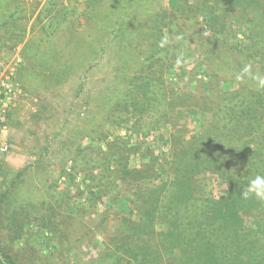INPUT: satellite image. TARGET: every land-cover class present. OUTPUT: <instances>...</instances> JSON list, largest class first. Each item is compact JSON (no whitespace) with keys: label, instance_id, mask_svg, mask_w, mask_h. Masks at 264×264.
<instances>
[{"label":"rangeland","instance_id":"rangeland-1","mask_svg":"<svg viewBox=\"0 0 264 264\" xmlns=\"http://www.w3.org/2000/svg\"><path fill=\"white\" fill-rule=\"evenodd\" d=\"M168 1L130 0L124 17L114 0H59L62 15L46 13L43 18H47L39 24L36 20L47 0H0V80L11 69L16 76L14 91L5 101L7 106L0 104V111L4 110L0 148L8 146L7 152L0 151V191L2 179L10 182L19 172H25L5 206L6 217H16V228L22 229L23 238L16 242L5 234L2 251L18 264H115L114 258L104 257L107 237L97 229V222L102 220L101 211L111 208L106 221L111 231L125 214L126 204L121 198L113 201L103 196L99 205L98 198L107 186L113 190L111 198L122 194L124 186L113 178L112 166L106 178L101 168L89 174L85 167L73 172L76 155L81 153L82 159L91 161H97L99 155L102 166L110 151L139 146L141 150L130 161L131 167H137L142 149L149 147L156 155H168L177 128L194 134L210 121L208 116L205 119L192 112H184L181 117L172 113L169 124H158L148 135L139 125L141 116L132 110L126 118L114 116L115 102L121 95L139 88L145 77H158L159 69L165 74L161 87L169 103L183 92L200 97L206 86L215 95L220 88L238 89L237 79H229L225 71L212 74L199 43L173 39L168 51L154 50L157 46H153L152 28L160 21V9ZM10 14L13 23L20 27L26 24L24 41L17 46L8 31L11 26L5 23ZM52 18L58 24L48 28ZM162 35L169 36L167 27ZM249 35L246 27L240 26L238 44L249 43ZM160 60L165 61L164 69L158 65ZM152 90L163 99L160 86ZM161 106L153 109L152 121L160 119L157 111ZM110 112L113 117L107 120ZM162 163L161 181L169 173L168 165L164 160ZM101 175L102 184L97 185L95 178ZM200 179L203 186L216 181L208 175ZM153 183L157 184L146 182L144 186ZM63 190L70 208L64 204L57 210L58 203L52 202L50 193L57 197ZM39 203L44 205L43 211L34 218ZM48 204L56 217L49 225L62 221L60 233L46 224ZM171 263L166 260L161 264Z\"/></svg>","mask_w":264,"mask_h":264},{"label":"trees","instance_id":"trees-1","mask_svg":"<svg viewBox=\"0 0 264 264\" xmlns=\"http://www.w3.org/2000/svg\"><path fill=\"white\" fill-rule=\"evenodd\" d=\"M114 1L125 17L130 0ZM58 4L59 0H47L36 21L42 23L47 18H43L46 13L55 11L56 16H61ZM159 15L160 21L152 28L155 51H168L172 40L181 36L200 44L199 51L205 52L213 75L225 71L229 79H237L246 65H251L253 73L264 75V0H169L167 6L161 7ZM11 17L10 14L5 23L11 26L8 31L14 35L12 43L17 46L24 41L26 24L20 27ZM53 24H58L56 18L50 20L48 28ZM240 26H245L250 33L247 44L237 42ZM166 27L169 36L162 35ZM164 37L169 42L161 47ZM164 62H158L163 69ZM164 75L159 69L158 77H145L139 88L119 95L114 116L126 118L132 110L141 116L139 125H143L149 135L158 124H169L170 114L181 117L184 112H192L210 118L201 131L187 134L182 127L177 128L169 142L168 155H156L147 147L142 149V161L137 167H131L130 161L138 155L139 146L110 151L102 166L99 155L97 161H91L86 157L82 159V154L78 153L71 168L74 172L85 167L88 174L101 168L106 178L112 166L113 178L124 186L122 194H116L115 198H111L113 190L109 186L98 198L99 205L103 196L113 201L121 198L126 204L125 214L118 218L119 224L113 225L111 231L106 224L111 208L101 211L102 220L97 222V229L107 237L104 257L114 258L115 264H161L166 260H172L171 264H264V202L241 195L248 180L257 174L264 175V88L244 77L237 79L236 91L220 88L215 95L206 86L205 94L200 97L193 92H183L169 103L161 87ZM154 81L158 83L152 85ZM157 86L163 93L162 100L158 92L152 90ZM161 104L157 111L161 117L154 122L150 115ZM111 117L110 112L106 119ZM109 146L112 150V144ZM163 160L169 173L167 179L161 181ZM24 173L19 172L13 182L2 179L0 264H18L2 251V246L5 234L16 242L23 238L22 229L16 228V217H6L5 206L17 182L23 181ZM202 175L216 181L203 186ZM95 179L97 185L102 184V175ZM146 182L157 184L145 187ZM66 194L63 190L56 197L51 191L52 202L58 203L57 210L64 204L70 208ZM43 206L39 203L32 217L38 218ZM47 207L49 214L45 217L49 223L46 224L60 233L62 221L49 225L56 217L53 206L48 204Z\"/></svg>","mask_w":264,"mask_h":264},{"label":"clouds","instance_id":"clouds-1","mask_svg":"<svg viewBox=\"0 0 264 264\" xmlns=\"http://www.w3.org/2000/svg\"><path fill=\"white\" fill-rule=\"evenodd\" d=\"M204 35H207V33H204ZM175 39L180 40L182 39V37L177 36ZM168 42V38L164 37L161 41L160 46L163 47ZM181 59H183L182 56L177 60L178 64L181 62ZM244 77H248L249 79L254 80L257 83L258 87L264 88V75L253 73L251 70V65H246L241 74L237 76V79H243ZM234 179L236 178L234 177ZM241 195L245 199L254 197L256 200L264 202V175L257 174L254 178L248 180L246 186L242 190Z\"/></svg>","mask_w":264,"mask_h":264},{"label":"built area","instance_id":"built-area-1","mask_svg":"<svg viewBox=\"0 0 264 264\" xmlns=\"http://www.w3.org/2000/svg\"><path fill=\"white\" fill-rule=\"evenodd\" d=\"M16 86V76L14 74V69L9 70V72H4L1 80H0V104L6 107L5 101L7 98L13 93L14 87ZM3 97H5L3 99ZM4 110L0 111V122L4 121L3 117ZM0 151L5 153L8 151V146L3 144L0 148Z\"/></svg>","mask_w":264,"mask_h":264}]
</instances>
